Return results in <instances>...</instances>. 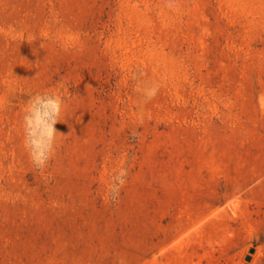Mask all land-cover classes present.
I'll return each mask as SVG.
<instances>
[{
    "label": "rangeland",
    "instance_id": "rangeland-1",
    "mask_svg": "<svg viewBox=\"0 0 264 264\" xmlns=\"http://www.w3.org/2000/svg\"><path fill=\"white\" fill-rule=\"evenodd\" d=\"M0 264H264V0H0Z\"/></svg>",
    "mask_w": 264,
    "mask_h": 264
},
{
    "label": "clouds",
    "instance_id": "clouds-1",
    "mask_svg": "<svg viewBox=\"0 0 264 264\" xmlns=\"http://www.w3.org/2000/svg\"><path fill=\"white\" fill-rule=\"evenodd\" d=\"M159 91L158 85L143 89L145 100H151ZM61 96L50 93L30 98L23 117L25 148L34 168L39 171L47 166L55 149V125L63 110Z\"/></svg>",
    "mask_w": 264,
    "mask_h": 264
},
{
    "label": "water",
    "instance_id": "water-1",
    "mask_svg": "<svg viewBox=\"0 0 264 264\" xmlns=\"http://www.w3.org/2000/svg\"><path fill=\"white\" fill-rule=\"evenodd\" d=\"M249 253L253 254L254 253V249H250ZM250 258H251L250 256H247L246 257V261H250Z\"/></svg>",
    "mask_w": 264,
    "mask_h": 264
}]
</instances>
